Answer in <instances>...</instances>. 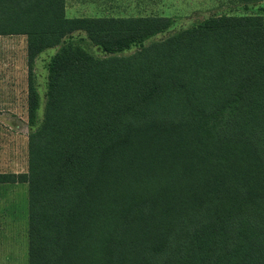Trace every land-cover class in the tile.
I'll return each mask as SVG.
<instances>
[{
	"label": "trees",
	"instance_id": "obj_1",
	"mask_svg": "<svg viewBox=\"0 0 264 264\" xmlns=\"http://www.w3.org/2000/svg\"><path fill=\"white\" fill-rule=\"evenodd\" d=\"M220 2L145 45L172 17L0 0V36L26 40L27 170L0 184L28 187V264H264V0Z\"/></svg>",
	"mask_w": 264,
	"mask_h": 264
},
{
	"label": "rangeland",
	"instance_id": "obj_2",
	"mask_svg": "<svg viewBox=\"0 0 264 264\" xmlns=\"http://www.w3.org/2000/svg\"><path fill=\"white\" fill-rule=\"evenodd\" d=\"M92 1V0H91ZM66 15L68 18L80 16H126L135 15L140 7H111L102 1L89 2L88 0H67ZM90 3L89 5L87 3ZM220 0H156L149 12L172 17V27L151 40H163L180 30L193 26L210 16L224 12L220 7ZM123 5V6H122ZM113 8V9H112ZM235 10L236 7H228ZM239 7L233 14H243ZM145 11V10H144ZM70 39L78 42L85 50L96 58H105L110 55L103 52L97 46L92 45L84 33H74ZM66 39V40H70ZM82 39L83 41H81ZM59 47L47 49L37 56L33 66V82L39 95L38 119L43 117L45 103L47 101L48 70L47 64L57 53ZM137 50L133 47L117 54L129 56ZM28 87V69L26 60V40L23 36H0V106L11 108L10 116L0 117V172L13 173L26 170L24 165L27 157V136L29 133L27 121V95L24 90ZM2 120L5 121L4 124ZM9 125H6V124ZM27 164V163H26ZM19 193L7 196L6 201L13 202V208L9 213L11 218L16 217V222L6 224V229L0 230V264H28L27 257V214H24L26 206L27 186L19 188ZM8 215V213H7ZM25 217V220H24Z\"/></svg>",
	"mask_w": 264,
	"mask_h": 264
},
{
	"label": "crops",
	"instance_id": "obj_3",
	"mask_svg": "<svg viewBox=\"0 0 264 264\" xmlns=\"http://www.w3.org/2000/svg\"><path fill=\"white\" fill-rule=\"evenodd\" d=\"M67 1V0H66ZM89 2H98L99 0H88ZM104 2L105 4L110 5L111 7L115 8L118 6H121L123 4L125 7L131 6L133 7V10L137 7H140V11L137 13L145 14L149 13V9L154 6V0H100ZM87 3L88 5L90 3ZM122 5V6H123ZM66 7H67V2H66ZM112 8V9H113ZM67 9V8H66ZM145 10V11H144ZM136 13V14H137ZM108 16V15H105ZM80 17H88V16H80ZM93 17V16H92ZM27 95V92L24 90V97ZM11 108L5 107V106H0V117L4 119V116L9 117L10 116V110ZM5 121L2 120V123L4 124ZM6 125H9L8 123ZM27 157L25 159L24 165H27ZM27 170V166L25 168ZM26 170H23L22 172H13L15 174L18 173H24ZM0 173H6V172H0ZM26 184L23 183H7V184H0V230L6 229V224H9L11 222H16L17 218H11L9 213L11 212L13 208V202L12 201H6L4 200L5 197L7 196H14L17 193H19V188L21 187H26ZM8 213V215H7ZM24 214H27V228H26V235H27V230H28V187H27V199H26V206H24ZM25 220V217H24ZM27 246H28V236H27ZM28 251V248H27ZM27 262H28V257H27Z\"/></svg>",
	"mask_w": 264,
	"mask_h": 264
}]
</instances>
